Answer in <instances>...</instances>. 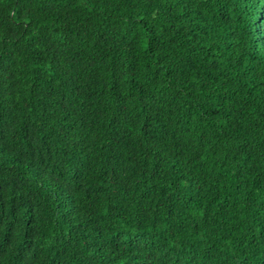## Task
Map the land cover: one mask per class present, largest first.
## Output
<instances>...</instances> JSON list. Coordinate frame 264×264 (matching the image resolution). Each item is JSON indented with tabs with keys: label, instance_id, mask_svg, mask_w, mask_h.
Returning a JSON list of instances; mask_svg holds the SVG:
<instances>
[{
	"label": "trees",
	"instance_id": "trees-1",
	"mask_svg": "<svg viewBox=\"0 0 264 264\" xmlns=\"http://www.w3.org/2000/svg\"><path fill=\"white\" fill-rule=\"evenodd\" d=\"M0 264H264V0H0Z\"/></svg>",
	"mask_w": 264,
	"mask_h": 264
}]
</instances>
